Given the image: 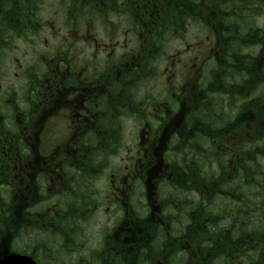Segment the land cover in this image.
Masks as SVG:
<instances>
[{"label":"flooded vegetation","instance_id":"1","mask_svg":"<svg viewBox=\"0 0 264 264\" xmlns=\"http://www.w3.org/2000/svg\"><path fill=\"white\" fill-rule=\"evenodd\" d=\"M44 1L0 14V264L207 263L206 245H168L189 215L224 258L264 264V171L243 170L264 130V0H59L50 18ZM162 14L201 33L164 73L182 34L162 39ZM194 137L221 147L201 192L177 165Z\"/></svg>","mask_w":264,"mask_h":264},{"label":"trees","instance_id":"2","mask_svg":"<svg viewBox=\"0 0 264 264\" xmlns=\"http://www.w3.org/2000/svg\"><path fill=\"white\" fill-rule=\"evenodd\" d=\"M25 1H29L32 4H36L37 2V0H0V14H8L9 12L12 14H16L17 11H22ZM185 1L186 0H172V2L175 4H180L181 2ZM174 5L165 4L163 10L170 11L173 9ZM34 10H36V8L32 7V11ZM16 19L18 22L23 21L21 19L18 20L17 17ZM155 20H160L162 22L161 37L162 39H164L165 36L180 35L183 33L185 29L186 14H162L160 17H155ZM29 21L30 18L28 22ZM18 26H20L19 23ZM196 116L199 117V119L197 120L195 125V134H200L199 131H202V114L197 113ZM258 133L259 141L256 147L255 154L252 160L243 162V170L246 172L262 174L264 171V130H259ZM220 151L221 147H219L217 143L216 146H212V144H201L197 142L196 137L193 138V143L191 145L184 146L181 149L182 162L177 163V165L179 166L182 173L191 174L193 180V182H190L188 184L187 188L185 187L186 191L192 190L201 192V190L203 188H206L207 185H211L212 183L218 181V174L214 171V166L218 165L220 169V166L222 165V163L219 161ZM256 192L259 193V190L257 189ZM182 202L187 203V199L186 201L185 199H183ZM263 203L264 199H259V197H257V204L261 205ZM196 205L198 206L191 209L192 212L197 208L201 209L202 211L201 203L198 202V204ZM247 209V211L246 209L244 210V208L242 209V219L244 221H249V215L252 212L249 207H247ZM258 213L259 219L264 218V209H259ZM207 227L208 221L205 216L194 217L192 215H189L187 216L186 224L184 225L181 235L182 237H185V239H182L181 241L174 240L173 243H169L168 245L171 246V244H183V242L186 241L191 243L195 247H198L200 250H202L204 245H206L209 250H214V253L211 255L207 263L206 261L203 262V259L200 258L198 260L199 263L195 261L194 264H224L225 261L226 264H229L230 262L233 264L234 259L237 258H233L230 256H226V258H224L221 255L222 251L217 246L215 237H213L211 233L207 234ZM147 250L146 260H149L150 263H154V259L152 256V252L154 249ZM244 259L247 262V255H245ZM112 264H123V262H114ZM234 264H236V262H234Z\"/></svg>","mask_w":264,"mask_h":264},{"label":"rangeland","instance_id":"3","mask_svg":"<svg viewBox=\"0 0 264 264\" xmlns=\"http://www.w3.org/2000/svg\"><path fill=\"white\" fill-rule=\"evenodd\" d=\"M59 9V0H45L44 4H43V8H41V10L43 11L41 13L42 17L45 18H50L51 14L55 11ZM200 38L201 33L200 30L198 28L193 29L191 31H189L188 33L184 34V36L176 39L175 37H173L171 40H168V43L163 47L162 53H163V65H162V73L165 72V69L167 67V65H165V63L170 61V57H173V55L175 54L176 50L181 53V56L183 59L188 58L186 53H185V44L189 41H191L192 38H194L195 40L198 38ZM24 41H17L16 42V47L19 49L18 51H16L15 53L20 54V56H22L24 50H25V45Z\"/></svg>","mask_w":264,"mask_h":264}]
</instances>
